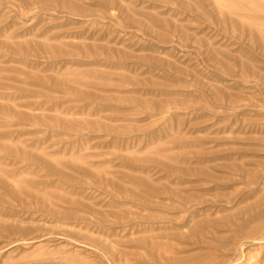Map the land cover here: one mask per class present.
Masks as SVG:
<instances>
[{
  "label": "rangeland",
  "instance_id": "obj_1",
  "mask_svg": "<svg viewBox=\"0 0 264 264\" xmlns=\"http://www.w3.org/2000/svg\"><path fill=\"white\" fill-rule=\"evenodd\" d=\"M0 264H264V0H0Z\"/></svg>",
  "mask_w": 264,
  "mask_h": 264
}]
</instances>
